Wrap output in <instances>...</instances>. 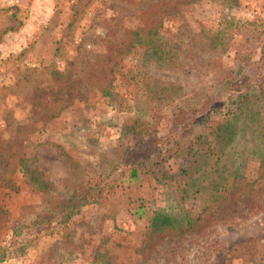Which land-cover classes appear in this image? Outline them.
Segmentation results:
<instances>
[{
    "label": "rangeland",
    "instance_id": "rangeland-1",
    "mask_svg": "<svg viewBox=\"0 0 264 264\" xmlns=\"http://www.w3.org/2000/svg\"><path fill=\"white\" fill-rule=\"evenodd\" d=\"M262 42L264 0H0V264H264V171L225 150L241 177L222 184L201 122L225 76L254 78ZM201 103L178 139L172 115ZM133 124L168 138L129 180ZM82 185L96 202L39 222ZM201 211L183 234L150 226Z\"/></svg>",
    "mask_w": 264,
    "mask_h": 264
},
{
    "label": "trees",
    "instance_id": "trees-1",
    "mask_svg": "<svg viewBox=\"0 0 264 264\" xmlns=\"http://www.w3.org/2000/svg\"><path fill=\"white\" fill-rule=\"evenodd\" d=\"M135 35L137 34L135 33ZM151 41L149 37L142 45L146 48ZM157 52L152 53L153 55H160ZM258 53L256 63L257 72H255L254 78L247 77L243 72L239 76H225L219 85L218 93L211 98V104L207 107L208 110L211 109V119L206 121L210 118L207 114L204 117L206 119L201 121L208 123L207 127L215 143V147H211V150L221 153V160L219 158L215 159V163L219 161L220 166L214 167L212 172L216 175V171L224 167L226 173L221 183L223 184L225 182L224 179L230 176L231 183L227 187L231 186V188L235 186L234 182H237V179L241 176L236 175L234 173L235 171L231 170L230 172L224 166L222 159L223 151L230 150L235 156L245 152L253 155L258 158L259 168L264 171V42L258 46ZM101 93L106 95L105 89H102ZM206 105V103H201L198 107H190L186 112L178 109L172 115L173 131H176L179 126L181 128L178 139L189 129L190 124H192L193 117H190L188 122H186L187 117L205 108ZM137 126H134V124L129 126V129L135 130L134 148L128 151L129 154L126 151V155L123 156L121 152L117 157L119 158L117 163L126 171L129 180L138 178V170L143 167L145 157L147 156L146 149L156 146L155 143H163L168 138L167 135H144L143 133L147 132L146 128L141 125L136 129ZM178 144V141L174 140L168 143L169 147L164 150L167 152L175 150L179 147ZM140 153L141 155L135 159L133 158L135 154L138 155ZM24 162H26V159H19L25 180L28 184L37 186V189L43 188L37 182L35 171L30 169ZM219 177L217 174V180ZM169 179H172V177H169ZM227 187L224 186L222 189L226 190ZM214 190L217 189L215 188ZM100 193L101 191L97 187L90 185H82L71 189V192L65 193L58 202L39 215V222L49 221L55 215H57L58 221L65 222L75 215L82 206L96 202ZM214 196H212L211 201L217 202L218 197L221 196V191L218 192L216 197ZM201 213L202 211L195 217L187 215L182 223L176 225H172L166 217H150V226L152 229H156L155 231H160L168 227L176 233L183 234L195 230L198 226V221L201 219Z\"/></svg>",
    "mask_w": 264,
    "mask_h": 264
}]
</instances>
